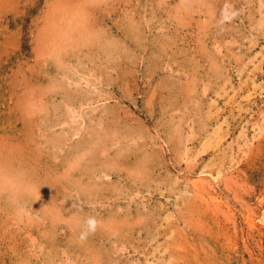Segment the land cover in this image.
Instances as JSON below:
<instances>
[{"label":"rangeland","instance_id":"obj_1","mask_svg":"<svg viewBox=\"0 0 264 264\" xmlns=\"http://www.w3.org/2000/svg\"><path fill=\"white\" fill-rule=\"evenodd\" d=\"M205 261L264 264V0H0V264Z\"/></svg>","mask_w":264,"mask_h":264},{"label":"bare ground","instance_id":"obj_2","mask_svg":"<svg viewBox=\"0 0 264 264\" xmlns=\"http://www.w3.org/2000/svg\"><path fill=\"white\" fill-rule=\"evenodd\" d=\"M96 147H97V146H96ZM184 147H185V146H184ZM146 161H147V160H146ZM143 163H144V162H143ZM143 172H144V171H143ZM100 174H101V173H100ZM229 178H230V177H229ZM17 192H18V191H17ZM199 195H200V194H199ZM207 195H208V194H207ZM199 197H200V196H199ZM205 204H206V203H205ZM226 204H227V203H226ZM229 206H230V205H229ZM222 213H223V212H222ZM248 215H249V214H248ZM252 220H253V219H252ZM255 220H257V219H255ZM216 229H217V227H216ZM218 229H219V228H218ZM214 252H215V251H214ZM216 252H217V251H216ZM219 253H220V251H219ZM205 255H206V254H205ZM216 255H217V253H216ZM214 256H215V255H214ZM217 256H218V255H217ZM209 257H210V256H209ZM209 257H207V258H209ZM213 258H214V257H213ZM213 258H212V259H213ZM212 259H211V260H212ZM215 260H216V258H215ZM202 262H203V261H202ZM209 262H210V261H209ZM218 262H219V261H218ZM204 263H206V261H205ZM219 263H220V262H219ZM219 263H218V264H219ZM206 264H207V263H206ZM213 264H214V262H213Z\"/></svg>","mask_w":264,"mask_h":264}]
</instances>
